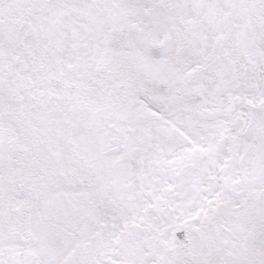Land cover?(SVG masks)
Returning <instances> with one entry per match:
<instances>
[{
    "label": "snow or ice",
    "instance_id": "snow-or-ice-1",
    "mask_svg": "<svg viewBox=\"0 0 264 264\" xmlns=\"http://www.w3.org/2000/svg\"><path fill=\"white\" fill-rule=\"evenodd\" d=\"M0 264H264V0H0Z\"/></svg>",
    "mask_w": 264,
    "mask_h": 264
}]
</instances>
